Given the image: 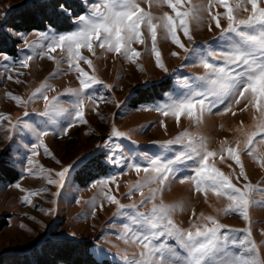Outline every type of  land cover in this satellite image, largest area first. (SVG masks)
Instances as JSON below:
<instances>
[{
    "label": "rangeland",
    "instance_id": "rangeland-1",
    "mask_svg": "<svg viewBox=\"0 0 264 264\" xmlns=\"http://www.w3.org/2000/svg\"><path fill=\"white\" fill-rule=\"evenodd\" d=\"M29 1L31 0H0V14H3L0 15V24L11 11L24 6ZM79 1L83 11L78 16L72 17L73 24L68 29L48 26L31 31H17L7 28L17 40V51L15 54L0 53V115H10L13 123L20 118L21 124L18 125L15 133H12L9 131V122L0 121V162L12 166L17 174L12 181L0 182V264H4L2 263L4 259L12 258L13 254H28L38 249L46 238L88 239L91 241L90 251L94 257L99 261L106 259L110 264H124L122 260L124 254L129 257L138 255L141 249L130 240L126 243L121 238L124 235V224L129 223V220L118 212L117 205L107 201L103 193L109 191L124 205L136 203L141 212H149L153 203L175 205V211L171 214L172 219L183 229L190 228L194 223L200 225L206 222L202 221L201 213L204 216H214L226 228L244 229L250 226L252 238L264 255V203H255L264 202V191L252 194L254 203L248 210L250 221H245L237 213L225 214L221 210L229 203L227 198L216 197L211 191L205 197L202 192L195 191L194 183L189 177L195 174L193 169L196 165L191 161L182 160L175 166V178L166 183L164 189L156 194L154 201H149L140 207L142 198L139 191H133L131 197L127 195L131 185L138 180L142 181L148 175L143 171L137 174L134 169L126 166L128 163L135 162L147 167L146 157L174 158V155L189 151L187 146L189 139L199 144L200 137L204 138L209 150L217 153L215 157L210 158V164L229 175L233 183H237L235 175L239 173V166L228 157L226 152L221 151V145L222 142H226L225 148L235 147L237 140H240L241 159L249 180L253 185L264 189V168L256 158L250 157L243 151L245 138L237 131L241 127V121L245 131L254 130L255 110L249 106L246 111H239L246 101L234 106L235 116L231 113L220 114L223 112V105H218L212 113L206 112L199 123L194 118L182 115L177 124L173 116H164L155 110L157 106L163 105L172 97L184 93L186 89L181 83L183 77L194 78L205 73L198 59H186L183 49L166 38L162 30L157 31V48L168 68L167 73L156 66L151 51V38L146 29H142L145 43L132 45L141 53L135 63L120 55L106 53L97 45H94L95 55L87 49H81V53L93 61L94 74L97 78L112 87L100 88L104 96L102 101L85 100L84 118L87 123L77 122L67 134L61 135L54 134L59 132L60 128L48 125L44 129L49 133L44 137V143L51 155H45L41 147L37 149L38 155L32 156L31 145L36 140L22 125L28 122L44 128L40 121L47 118L40 116L45 110L43 98L37 95L29 100V97L36 88L48 84L52 86L46 92L49 99L58 97L63 107L71 109L70 101L73 98L66 94V90L80 87L77 79L79 74L74 69L69 70L67 50L57 49L56 52L50 53L56 59H48L43 54L46 51L47 41L36 34L41 31L49 35L53 32L65 34L75 30L77 18L88 11L82 0ZM88 2L90 5L98 0H88ZM202 2L207 4L208 0ZM237 2L238 0H230L233 6ZM138 3L154 16H159L163 12L174 15L167 6L160 7L158 0H138ZM199 3L201 0H191V4ZM187 7L189 3L185 0L181 10ZM245 8L250 9V5L244 4L243 7L235 9L234 14L238 19H245L249 15ZM212 12L222 13L224 8L214 6ZM202 15L204 20L200 27L195 23L190 25L192 35L198 44H208L212 52L218 55L224 50L221 46L222 42L218 39L221 29L215 27V22L207 13ZM209 23L212 24L211 31L208 28ZM221 26L227 27L225 19H221ZM18 33L23 35H17ZM178 35L186 47H192L193 42L187 40L182 31H178ZM25 41L31 47H25ZM173 52H178L179 55H172ZM4 54L12 59L4 61ZM26 55L32 56L33 59L29 61V66L24 68L18 61ZM57 61L61 62L58 64ZM80 66L89 75L93 74V69L83 61H80ZM9 76L12 79H8ZM166 78L170 79V86L162 91L160 97L132 104L131 99L137 93L135 90ZM16 80H20L21 83L17 84ZM9 93L28 101L27 105L18 104L8 95ZM25 111L29 113L28 116H24ZM61 123L66 122L62 119ZM113 127L127 134L122 138H113L110 142L116 148L115 153L104 146ZM183 133L188 135L183 136L180 143L161 149L162 144L176 140ZM9 135L13 136L11 140L7 139ZM252 147L258 155L264 156L262 138L257 137ZM97 154L102 155L97 156ZM95 155L96 157L92 159ZM221 155L224 156L223 160L220 158ZM113 156L117 163H113ZM28 158L33 159L32 165L28 164ZM57 160L60 161L59 164L56 163ZM69 164H72L73 168L62 188L47 182L49 176L58 179L56 172ZM30 167L31 172L27 171ZM94 171L98 172L97 175L87 179ZM113 176L116 177V181L110 183L108 187L99 183ZM181 180L184 182L181 183ZM243 183L241 178L238 186ZM117 185H119L118 190ZM157 187L156 183L146 185L143 188L145 197L151 194L150 189ZM45 188L47 191H40ZM58 190L60 194L53 195ZM30 192H38L37 195L30 196L31 204L23 200V197ZM101 204H103L102 210ZM93 207L96 212L94 216L91 214ZM124 211L132 212L131 209ZM224 230L226 229H222ZM237 235L242 238L244 233ZM229 247L234 252L239 251L236 246L229 245Z\"/></svg>",
    "mask_w": 264,
    "mask_h": 264
},
{
    "label": "snow or ice",
    "instance_id": "snow-or-ice-1",
    "mask_svg": "<svg viewBox=\"0 0 264 264\" xmlns=\"http://www.w3.org/2000/svg\"><path fill=\"white\" fill-rule=\"evenodd\" d=\"M82 2L88 11L77 18L75 30L65 34L53 32L49 35L43 31L36 34L47 41L46 51L43 54L48 59H56L50 53L56 52L57 49L67 50L69 70L74 69L79 74L77 79L80 87L66 90V94L73 98L70 101L71 109L63 107L58 97L54 96L49 99L46 92L52 86L48 84H42L36 88L32 96L29 97V100L37 95L43 98L45 110L40 113V116L47 118V120L40 121L44 128L28 122H24L22 125L35 137L36 142L31 145L33 157L38 155L37 149L41 147L45 155H51L49 148L44 143V137L49 134L44 129L48 125L60 128V131L54 134L61 135L67 134L68 130L77 122L87 123L84 118L85 100L102 101L104 96L100 88L111 89L112 87L97 78L94 74L93 61L83 55L81 49H87L88 52L95 55L94 45H97L106 53L120 55L135 63L141 53L132 45L133 43H145L142 29H146L151 38V51L154 54L156 66L167 73L168 68L157 48V31L159 29L173 44L183 49L186 59H198L200 65L205 69V73L194 78L183 77L181 83L186 89L184 93L172 97L163 105L157 106L155 110L164 116H173L177 124H179L182 115L194 118L199 123L206 112L212 113L218 105H223V112L220 114L231 113L235 116L234 106H239L243 101H246L244 107L239 108V111H246L249 106L255 110L254 130L245 131L241 121V127L237 131L245 138L243 151L250 157L256 158L260 166L264 168V156L258 155L252 147L257 137L262 138V142H264V0H238L234 6L230 4V0H208L207 4H204L202 0L199 4H191V0H188L189 7L184 10L181 8H183L185 0H158L160 7L167 6L174 13L172 15L169 12H163L159 16H154L150 11H146L138 3V0H98L90 5L88 0H82ZM244 4L250 5V9L245 8L249 15L245 19H238L234 14L235 9L243 7ZM214 6H222L224 12L213 14ZM61 8L63 10V6ZM202 13H207L215 22V27L221 29L218 39L222 42L221 46L224 50L218 55L212 52L208 44H198L192 35L190 25L195 23L197 27H200L204 20ZM221 19L227 21L226 28L221 26ZM208 28L211 31V23ZM178 31H182L184 37L193 42L191 48L182 43ZM17 35L23 34L18 33ZM25 47H31V45L25 41ZM172 55L178 56L179 53L173 52ZM3 59L8 61L12 58L4 54ZM32 59V56L26 55L18 63L21 67L27 68ZM80 61L93 69L92 75H89L80 66ZM60 62L57 61L58 64ZM55 74L53 73V75ZM8 79H12V77L9 76ZM16 83L19 84L21 81L16 80ZM8 95L18 104L22 103L26 106L28 103L18 95L11 93ZM117 106L119 107V105ZM28 115L29 113L25 111L24 116ZM62 119L66 122L65 124L61 123ZM3 120L9 122V131L12 133H15L18 125L21 124L20 118H17L13 123L10 115H0V121ZM126 135L113 127L104 146L115 153L116 148L110 142L113 138H122ZM187 135L188 133H183L181 137H177L174 141H167L160 147L162 150L167 149L172 144L180 143L182 137ZM12 138V135L7 137L9 140ZM224 143L226 142H222L221 151L226 152L228 157L239 166V173L235 175L237 183H233L229 175L210 164V158L215 157L217 153L209 150L204 143V138L200 137L199 144L195 140L189 139L187 145L189 151L181 155H174V158L146 157L147 167H142L135 162L128 163L126 166L134 169L137 174L143 171L148 175L142 181L138 180L131 185L127 195L131 197L133 191H139L142 198L140 207L149 201H154L156 194L164 189L166 183L175 178V166L180 161L187 160L196 165L193 169L195 174L189 177L194 183L195 191L202 192L205 197L209 191L216 197H226L229 203L221 211L225 214L237 213L245 221H250L248 210L254 203L251 198L252 194L264 191V189L253 185L249 180L241 159V141L237 140L235 147L227 148L224 147ZM220 158L223 160L224 156L221 155ZM33 162L32 158H28L29 165H32ZM117 162L113 156V163ZM56 163L59 164L60 161L57 160ZM72 168V164L63 167L56 172L58 179H52L49 176L47 182L62 188ZM27 171L31 172L32 168H28ZM233 173L235 174V170ZM241 178L244 183L238 186ZM115 181L116 177L113 176L107 180L99 181V183L108 187ZM183 182L184 180H181V183ZM153 183H156L158 187L150 189L151 194L145 197L143 188ZM16 187H20V185H16ZM118 188L119 185H117V190ZM40 191H47V189ZM37 194L38 192H30L23 197V200L31 204L30 196ZM59 194V190L53 193L57 196ZM103 195L109 203L117 205L118 212L129 220V223L124 224V235L121 238L126 243L130 240L141 249L138 255L133 257L124 254L122 256L124 264H264V255L261 254L260 246L252 238L250 226L244 229L226 228L214 216H204L201 213L202 221L206 222L200 225L194 223L190 228L183 229L172 219L171 214L175 211V205H165L163 202L153 203L149 212H141L136 203L124 205L110 191ZM100 207L102 210L103 204ZM125 209H131L132 212L124 211ZM91 214L93 216L96 214L95 207ZM222 229L226 230L222 231ZM239 233H244L242 238L237 235ZM229 245L236 246L239 251H232Z\"/></svg>",
    "mask_w": 264,
    "mask_h": 264
},
{
    "label": "trees",
    "instance_id": "trees-1",
    "mask_svg": "<svg viewBox=\"0 0 264 264\" xmlns=\"http://www.w3.org/2000/svg\"><path fill=\"white\" fill-rule=\"evenodd\" d=\"M63 6V10L61 8ZM83 11L79 0H31L24 6L11 11L0 24V53L15 54L17 40L8 29L31 31L54 26L57 29H68L72 26V17ZM170 86V79L149 84L135 90L132 104L160 97L162 91ZM102 154H97L100 156ZM96 157L92 156V159ZM96 168V167H95ZM94 168V169H95ZM105 169H103L104 171ZM91 172L87 177L97 175ZM12 166L0 162V182L12 181L16 177ZM90 240L69 238H46L40 247L28 254H13L12 258L3 260L4 264H110L106 259L99 261L90 251Z\"/></svg>",
    "mask_w": 264,
    "mask_h": 264
}]
</instances>
